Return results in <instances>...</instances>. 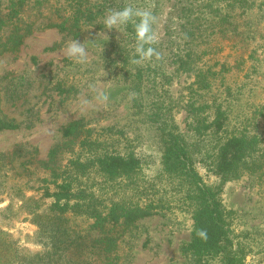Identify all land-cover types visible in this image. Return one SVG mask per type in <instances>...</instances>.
<instances>
[{"label": "rangeland", "instance_id": "rangeland-1", "mask_svg": "<svg viewBox=\"0 0 264 264\" xmlns=\"http://www.w3.org/2000/svg\"><path fill=\"white\" fill-rule=\"evenodd\" d=\"M14 1L0 0V125L18 124L16 129H0V264H80L74 258L81 245L56 240L53 220L41 219L53 222V230L44 232L34 220L36 214L52 212L53 197L46 191L55 190V179L71 180L72 200L90 205L81 209L82 214L69 210L64 214L68 221L59 223L77 233L89 231V237L95 234L88 228L91 221L82 218L93 206L106 211L103 205L109 199L143 197V181L156 179L160 171L161 143L144 105L159 93L161 69L170 75L163 87L169 90L166 101L186 131L185 103L193 77L186 65L179 67V56H199L198 67L217 72L202 99H216L227 107L229 131L257 135L259 162H264V0H115L111 7L93 6L91 21L82 23L77 37L54 26L69 15V0H18L19 5ZM128 4L148 8L157 17L158 42L153 47L162 58L149 61L151 70L143 74L140 85L129 75L142 65L131 63L132 25L108 30L103 24L109 9ZM197 24L192 40L188 28ZM72 39L86 41L87 63L66 57L65 47ZM97 90L109 95L106 103L97 102ZM130 93L136 94L134 99H129ZM73 121L81 125L78 134L63 136ZM88 135L98 138L101 146L82 142ZM102 150L138 159L132 183L104 178L96 165ZM78 154L76 162L84 163L83 172L73 163ZM196 166L208 184L218 182L202 163ZM258 174L219 185V198L234 217L232 228L248 233L257 251L264 250V173ZM192 223L191 215L178 208L140 218L119 234L114 262L191 264L181 247L191 238ZM86 250L83 264H92L93 249Z\"/></svg>", "mask_w": 264, "mask_h": 264}, {"label": "trees", "instance_id": "trees-1", "mask_svg": "<svg viewBox=\"0 0 264 264\" xmlns=\"http://www.w3.org/2000/svg\"><path fill=\"white\" fill-rule=\"evenodd\" d=\"M114 1L102 0L100 3L99 0L96 2L95 0H69V15L65 21L54 24V26L60 31H66L67 34L77 37L81 32L82 23L91 21L94 15L93 6L111 7ZM19 3L18 0L14 1L16 5ZM198 28L199 24L188 28L192 40L197 37L195 29ZM128 29L129 32L134 33L133 27ZM183 58L184 56L178 58L179 67L186 65L188 67L186 70H189L193 77L188 86L190 95L185 103L188 113L186 128L184 127L186 131L179 127L174 118L173 107L170 102L166 101V94L169 90L163 87L168 84L170 75H167L162 69L158 71L160 82L164 79L160 83L159 93L156 94L155 100L147 104L149 110H147V105H144L147 120L158 131L162 150L160 171L156 175L157 180L154 178L145 182L142 180L144 186L139 193L143 197L138 200H133L130 196L128 198H112L103 205L107 208L106 211L98 210L97 206H93L91 210L85 212L86 215L83 216L82 221H91L88 228L95 232L90 238L89 231L85 234L80 231L77 233L76 229L71 230L59 223L60 220L68 221L66 217V219L64 218V214L69 210L82 214L81 209L90 207L82 200H72L75 196L70 191L72 189L71 180L64 178L59 182L58 179H55V190L51 194L48 190L46 191V195L53 197L49 205V211L52 212L36 214L34 220L38 224L40 232H44L45 228L53 230L50 226L53 222L45 224L41 220L43 217L53 220L56 227L53 237L56 240L59 242L68 240L71 244L81 245L80 255L74 258L80 264L84 263L82 251H87L88 247L93 249L90 258L93 260L92 264H117L116 261L114 262L117 255L113 250L119 239V234L140 218L162 214L172 208H178L191 215L193 221L191 238L181 247L191 264H264V258L257 259L256 257L259 254H264V250L253 249V239L248 238V233L234 231L232 228L234 217L224 208L219 198L221 183L237 179L244 174L264 173L261 170L264 162H259L261 156L257 135L247 131L226 129L227 107L225 108L216 99L210 102L202 99L203 93L210 91L217 72L208 67H198L199 56L188 55L185 60ZM150 70L151 63L146 61L136 68L135 72H130L129 75L134 77V85H140V82L143 81V74ZM207 109L212 112L209 113ZM80 126L79 121L70 122L63 129V136L78 134ZM17 127L18 124L13 121L2 122L0 125L1 130L16 129ZM85 141L88 145L98 144L101 146L102 143L98 138L90 135L82 139V142ZM53 154L54 151L50 152V155ZM79 158L78 154L73 163H77L79 170L83 172L84 163L76 162ZM197 162L202 163L207 171L218 177L216 184H208L204 180L197 170ZM136 164H138V159L132 154L111 153L102 150L96 165L103 172L105 179L115 181L116 177H120L122 180L129 179L128 182H133L132 176L136 171ZM54 174L56 173L54 172ZM159 176L160 178H157ZM200 228L207 230L206 240L196 236L195 230Z\"/></svg>", "mask_w": 264, "mask_h": 264}, {"label": "clouds", "instance_id": "clouds-1", "mask_svg": "<svg viewBox=\"0 0 264 264\" xmlns=\"http://www.w3.org/2000/svg\"><path fill=\"white\" fill-rule=\"evenodd\" d=\"M103 24L104 28L108 30H118L122 26L132 25L135 33V56L132 58L131 63L140 65L146 61H152L153 58L156 60L162 58V54L153 47L158 42V33L154 28V25L157 24V17L150 9L137 8L130 4L119 10L109 9L104 17ZM185 39H187L186 34ZM85 42L81 43L77 39L70 40L65 47L66 57L79 64L87 63L88 50ZM135 96V93H130L129 99H134ZM95 99L97 102L106 103L109 100V95L104 91L97 90ZM195 234L200 239H207L206 229H196Z\"/></svg>", "mask_w": 264, "mask_h": 264}]
</instances>
